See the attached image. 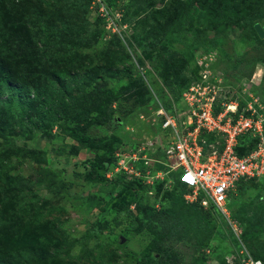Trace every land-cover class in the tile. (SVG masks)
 I'll return each instance as SVG.
<instances>
[{
    "label": "rangeland",
    "instance_id": "374dc122",
    "mask_svg": "<svg viewBox=\"0 0 264 264\" xmlns=\"http://www.w3.org/2000/svg\"><path fill=\"white\" fill-rule=\"evenodd\" d=\"M80 1L0 0L14 3L24 21L32 16L39 20L37 13L51 18V25L60 21V38L55 43L45 38L35 43L39 59L31 62L29 69L35 73L32 84L52 87L51 64L62 69L66 57L72 72L81 76L92 71L98 80L111 76L110 86L124 95L125 110H117L108 122L96 123L92 132L103 138L104 145L118 158L117 166L107 171V178L115 180L118 172H126L137 184L140 202L147 207L140 212L147 227L126 236L127 216L106 206L105 198L101 202L89 198L121 186L101 184L85 172L83 163L96 156L94 149L84 148L77 155L60 152L74 139L60 133L57 126L47 134L35 129L20 131L10 139L0 137V166L7 175L18 177V184L13 186L0 179V200L8 199L12 208L22 211L25 222L34 220L31 235L44 239L40 250L50 245L53 260L47 264H141L159 245L166 251L167 261L174 264H225L224 260L234 264L238 259L243 261L247 252L254 258V254L264 256V249L258 246L264 244V177L247 180L241 191H234L228 216L192 206L183 200L182 188L175 185L176 174H165L163 165L157 163L164 161L165 149L174 138L173 132L162 131V118L155 112L159 110L157 94H173L162 84L163 77H173L169 65L180 62L181 66L192 54L200 67L206 63L199 75L207 69L212 71L222 82L221 91L242 83L241 93L255 92L254 108L264 118V40L250 27L255 20L264 23V0H232V5L219 9L191 0L179 23L170 22L174 19L168 10L170 0H117L113 6L105 0ZM63 20L67 26H61ZM220 37L225 42L216 46ZM52 48L47 61L42 52ZM55 53H59V60ZM137 63L149 69L147 86L139 78ZM189 72H178L177 92ZM132 79L139 80L133 82L134 87L129 83ZM186 109L181 96L175 111L183 113ZM210 135H204L208 142L213 141ZM140 159L149 162L152 171L141 174L135 165ZM6 211L1 212L8 218ZM255 232L260 236L253 237ZM31 235L27 239H32ZM10 252L6 251L8 259Z\"/></svg>",
    "mask_w": 264,
    "mask_h": 264
},
{
    "label": "trees",
    "instance_id": "16d2710c",
    "mask_svg": "<svg viewBox=\"0 0 264 264\" xmlns=\"http://www.w3.org/2000/svg\"><path fill=\"white\" fill-rule=\"evenodd\" d=\"M179 1L170 0L168 10L172 18H174L170 21L172 23H179L182 16L187 12L185 9L187 10L189 5H191V0H184L181 3ZM105 2L108 6H113L117 0H105ZM198 2L202 6L209 7L210 5L218 9L220 6L228 7L232 5V0H198ZM239 15L241 16V14ZM239 15H237V18L240 17ZM37 16L40 17L37 21L34 16L31 17L32 19L24 21L25 18L17 12V6L14 3L0 2V137L10 139L17 136L20 131L27 132L35 129L47 134L52 128L57 126L60 133H65L74 139V142L69 147L61 148L60 152L77 155L84 148L94 149L96 156L83 163L86 169L85 172L90 177L97 179L101 184H116L121 186V188L111 190L105 194L92 195L89 198H99L100 202L105 198L106 206H109L117 214H125L129 219V224L126 226L124 234L126 236L139 234L147 227L144 220L145 216L140 214L147 207L144 208L140 202V191L137 184L127 178L126 172H118L117 175H119L115 180L107 178V171H111L117 166L118 158L113 156L112 151L104 145L105 140L97 137L92 132L93 125L99 122H108L117 110H125L123 105L126 100H122L121 95L123 94L120 90L116 91V87L110 86L111 76L98 80L94 77L92 71H85L79 76V73L72 72V69L68 68V59L66 57L61 66L62 69L58 68L56 63L51 64L54 73L52 79L55 81L51 84L52 87L48 88V85L44 83L32 84L31 79L35 73H29V69L32 66L31 62L39 59V51H34L35 43H40L41 39L44 38L55 43V40L60 38L61 31L60 21L51 25V18H45L39 13H37ZM124 21L129 22L127 19H124ZM26 23H29V26H26ZM66 23L67 21L63 20L61 26H67ZM30 26H32V29H30ZM250 27L258 38L264 40V23H261L260 20H255ZM224 42L225 39L220 37L217 39L216 46L222 45ZM213 46L215 47L214 44ZM52 50L53 48L42 52L47 61L49 56L47 53ZM58 56L59 53H55V57L59 60ZM192 63L194 64L192 65ZM40 64L44 67L41 61ZM136 65L140 80L147 86V83L150 84L149 69L146 68V65L139 63ZM168 69L174 72L172 74L173 77L171 79L163 77L162 84L168 91H173V94L170 97L168 92L160 91V94H157V101L159 100L157 109L163 106L168 112L175 113V102L181 98L183 92L193 82L199 79L201 67L197 65L195 56L191 54L181 66L180 62H177L175 65H169ZM183 69H189L190 75L187 77V74H185L184 79H181L182 88L180 92H177L180 82L177 75ZM142 70H145V72ZM125 73L132 78L130 71ZM133 82L138 83L139 80H130L129 83L132 87H134ZM224 84L230 85L228 82H224ZM239 84L237 87L235 86L237 89L233 87L230 90L229 88V91H226L225 96L221 97L220 100L225 98L230 101L239 98V110L242 111L250 100V96L248 92L241 93L242 83ZM252 93L255 94L253 91ZM65 95L66 98L63 97ZM220 109L221 107H216V111ZM249 114L250 111H247L246 115ZM161 129L165 133L172 132L171 130H164L162 124ZM252 134V132H247L239 137L236 148L239 155L249 153L259 142V136H253ZM157 161L159 165H163L165 174L171 172L176 174L177 181L175 185L182 188L184 194V197L182 194V198L187 202L185 194L190 192L191 188L180 181L179 170L169 171L170 167L166 164L168 161L166 156L164 161ZM135 165L141 174L145 175L148 171H152L149 162L143 159H140ZM80 174H83V172L78 173V175ZM262 177L264 175L261 177L242 178L237 182L235 190L241 191L247 180L257 181ZM0 179L12 186L18 184V177L7 175L5 169L1 166ZM235 190L229 193L230 210L232 209L230 201L236 194ZM187 203L194 207L204 208L199 201ZM209 208L219 211L215 206H210ZM4 209H7L8 218L5 213L1 212ZM24 220L23 212L12 208L8 199L0 200V264H47L49 259H52L49 254L50 245L47 249L40 250V245H43L44 239L31 235L36 225L33 223L34 220L32 222L29 220L25 222ZM35 220L39 221V218L36 217ZM28 235H31L32 239H27ZM254 236L259 237L260 234L255 232ZM248 238L250 239L251 235ZM258 246L261 251L264 249V244H258ZM3 250H5L4 254L1 253ZM6 251H12L8 255L10 259L6 258ZM157 252L160 253V256H158ZM254 255L256 258H262L264 264L263 255ZM14 256L15 258H13ZM224 263L228 264L225 260ZM141 264L174 263L167 261L166 251L162 245H159L155 251L150 252L147 257L141 260ZM234 264H243V261L238 259Z\"/></svg>",
    "mask_w": 264,
    "mask_h": 264
},
{
    "label": "built area",
    "instance_id": "2783aa9c",
    "mask_svg": "<svg viewBox=\"0 0 264 264\" xmlns=\"http://www.w3.org/2000/svg\"><path fill=\"white\" fill-rule=\"evenodd\" d=\"M217 77L207 69L183 92L185 112L170 113L161 106L156 114L162 118V128L173 132L174 139L165 149L166 164L169 171L179 170L180 181L191 188L185 194L187 202L199 201L204 208L215 206L228 216L229 193L235 190L237 182L264 175V118L254 108L251 92L242 111L239 98L220 100L226 89L221 91L222 82ZM218 106L221 109L216 111ZM247 132L258 135L259 142L249 153L239 155L238 139ZM207 134L214 136L212 142L207 141ZM157 141L163 145L161 138ZM246 255L243 264H263L250 253Z\"/></svg>",
    "mask_w": 264,
    "mask_h": 264
}]
</instances>
